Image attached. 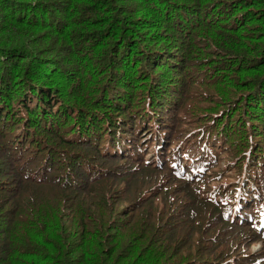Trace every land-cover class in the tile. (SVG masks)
I'll use <instances>...</instances> for the list:
<instances>
[{"label":"trees","instance_id":"obj_1","mask_svg":"<svg viewBox=\"0 0 264 264\" xmlns=\"http://www.w3.org/2000/svg\"><path fill=\"white\" fill-rule=\"evenodd\" d=\"M0 264H264V0H0Z\"/></svg>","mask_w":264,"mask_h":264},{"label":"rangeland","instance_id":"obj_2","mask_svg":"<svg viewBox=\"0 0 264 264\" xmlns=\"http://www.w3.org/2000/svg\"><path fill=\"white\" fill-rule=\"evenodd\" d=\"M259 246H260L259 244L252 245L250 250L253 251V252L258 251L259 250Z\"/></svg>","mask_w":264,"mask_h":264}]
</instances>
